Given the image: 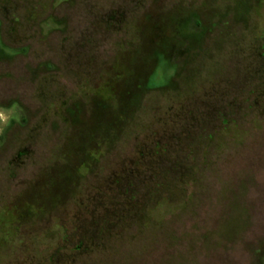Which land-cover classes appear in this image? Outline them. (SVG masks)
I'll use <instances>...</instances> for the list:
<instances>
[{"label": "rangeland", "instance_id": "obj_1", "mask_svg": "<svg viewBox=\"0 0 264 264\" xmlns=\"http://www.w3.org/2000/svg\"><path fill=\"white\" fill-rule=\"evenodd\" d=\"M192 112L215 115L212 141L170 153L203 165L193 203L71 253L97 191ZM58 259L264 264V0H0V264Z\"/></svg>", "mask_w": 264, "mask_h": 264}, {"label": "trees", "instance_id": "obj_2", "mask_svg": "<svg viewBox=\"0 0 264 264\" xmlns=\"http://www.w3.org/2000/svg\"><path fill=\"white\" fill-rule=\"evenodd\" d=\"M197 26L200 27L201 23L197 22ZM108 98L112 97L108 96ZM69 114L71 117H76V122L75 111ZM214 116V112H202L201 115L198 112L188 113L184 121V127L188 129L181 134L178 133L180 137L168 139L166 143H156L151 162H146L139 156L130 171L122 173V177L118 174L113 176L109 183L111 187L109 195H104L98 190L94 200L91 199L89 203L94 210L101 212L100 215H93L92 221L88 224L86 221L79 222L74 227L73 235L63 238V242L69 245L71 253L78 256L79 253L86 251H108V242L115 234L121 237L124 231L131 227H135L138 233L142 230H150L155 214H163L164 209L168 213V209L171 208L182 212L193 203V195H186V188L191 183L196 184L195 177L199 175L203 165H197L195 159L180 157L179 152L173 157L170 153L175 148L177 151L186 148L190 150L191 155H195L201 140L212 141L214 133L210 125ZM122 121L118 120V124ZM222 124L230 127L226 119H223ZM115 128L118 129L119 126ZM97 147H100V144ZM95 150L89 149L86 161L78 165L80 168L83 167L85 172L91 169L89 161L93 162L97 159ZM72 244H74L73 248ZM62 260L58 259V262L53 264H64L66 259L64 263Z\"/></svg>", "mask_w": 264, "mask_h": 264}]
</instances>
